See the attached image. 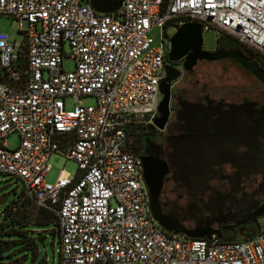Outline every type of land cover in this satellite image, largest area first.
Masks as SVG:
<instances>
[{
    "label": "built area",
    "instance_id": "2783aa9c",
    "mask_svg": "<svg viewBox=\"0 0 264 264\" xmlns=\"http://www.w3.org/2000/svg\"><path fill=\"white\" fill-rule=\"evenodd\" d=\"M0 14L24 35L15 53L0 32V174L55 212L59 264H264L262 229L218 242L161 228L142 163L125 147L127 131L156 114L167 26L215 29L264 58V0H120L112 13L90 0H0ZM64 44L71 71L61 66ZM84 96L95 103L82 105ZM11 133L19 136L13 149ZM55 153L74 160L77 173L62 169L48 182Z\"/></svg>",
    "mask_w": 264,
    "mask_h": 264
},
{
    "label": "flooded vegetation",
    "instance_id": "af4514ba",
    "mask_svg": "<svg viewBox=\"0 0 264 264\" xmlns=\"http://www.w3.org/2000/svg\"><path fill=\"white\" fill-rule=\"evenodd\" d=\"M201 50H238L264 70V59L225 34ZM186 54L170 62L177 72L163 126L153 125L156 112L127 131L125 147L143 164L164 222L201 239L242 241L264 217V85L231 58L185 70Z\"/></svg>",
    "mask_w": 264,
    "mask_h": 264
},
{
    "label": "rangeland",
    "instance_id": "374dc122",
    "mask_svg": "<svg viewBox=\"0 0 264 264\" xmlns=\"http://www.w3.org/2000/svg\"><path fill=\"white\" fill-rule=\"evenodd\" d=\"M178 27L168 25L166 28L165 41H170L171 36L176 32ZM0 32L8 35L9 42L14 44V52H17L18 44L24 40L23 32L19 29L18 21L10 15L0 14ZM155 37L160 36V30L153 32ZM220 36V32L215 29L202 32L203 46L210 48ZM64 54L61 59V66L65 71L74 69V61L69 56V47L64 44ZM247 51H250L247 48ZM67 108L73 107L70 97L65 99ZM82 105H93L95 100L91 96H84L81 99ZM7 147L15 148L19 142L17 133H11L5 138ZM48 163L51 165L50 171L46 174V181L53 182L63 169L65 172L75 175L77 164L74 160H66L60 153L52 154ZM23 184L16 177L8 174H0V262L9 264H59V228L55 224L45 226L19 227L15 224L3 226L14 221L32 222L39 208L31 202L23 192ZM21 193V194H20ZM20 194V195H19ZM19 195V196H18ZM7 212L11 216L7 217ZM4 213V216H3ZM261 229L264 230V217L260 219ZM9 230L18 232L28 230L26 236L17 232L8 234L4 233ZM30 239H34V248H29ZM24 259V260H22Z\"/></svg>",
    "mask_w": 264,
    "mask_h": 264
},
{
    "label": "water",
    "instance_id": "95a60500",
    "mask_svg": "<svg viewBox=\"0 0 264 264\" xmlns=\"http://www.w3.org/2000/svg\"><path fill=\"white\" fill-rule=\"evenodd\" d=\"M91 6L101 13H112L120 7V0H90ZM202 33L198 24H185L179 27L171 36L169 41V49L166 53L167 64L164 65L165 75L159 83V92L161 98L156 107L157 115L153 119V125L161 128L168 115V103L170 97V82L176 78L177 70L170 64L178 58L186 54L184 69H190L197 60H219L222 58H231L239 63L244 69L249 71L264 85V70L257 67L256 61L249 60L244 54L238 50H217L214 52H203ZM143 168V164H142ZM143 178L148 188L149 210L154 221L163 229L178 235H184L188 238H200L192 236V234L183 232L173 225L163 221L158 209L152 202V195L149 184L146 180L144 169Z\"/></svg>",
    "mask_w": 264,
    "mask_h": 264
},
{
    "label": "trees",
    "instance_id": "16d2710c",
    "mask_svg": "<svg viewBox=\"0 0 264 264\" xmlns=\"http://www.w3.org/2000/svg\"><path fill=\"white\" fill-rule=\"evenodd\" d=\"M248 53L251 54L255 58L260 57L261 59H264L258 53L254 52L252 50L248 51ZM23 192L26 194V192L24 190V187H23V190H22L21 193H23ZM28 198L31 200V202H33V200L30 197H28ZM6 215H7V217L10 216L12 219H14L13 216H11L12 215L11 212H7ZM3 216H4V213H3ZM10 224H15V225H17L19 227H31L33 225L34 226H45V225H49V224H55V225L58 226V222H57V218H56L55 212L53 210H51V209L44 208V207H39L37 209V213H36L35 217L33 218L32 222L29 223V222H25V221H14L13 220L9 224L3 225V226H8ZM19 231L20 232H18L17 230H9V231H5L4 233L11 234V233L17 232V233H19L22 236H26V234H28V232H29L28 230H26V231L19 230ZM0 244L2 245V242H0ZM28 247L32 248V249L34 248V239H30V241L28 243ZM0 257H1V254H0ZM22 260H24V259H22Z\"/></svg>",
    "mask_w": 264,
    "mask_h": 264
},
{
    "label": "crops",
    "instance_id": "0c3cea01",
    "mask_svg": "<svg viewBox=\"0 0 264 264\" xmlns=\"http://www.w3.org/2000/svg\"><path fill=\"white\" fill-rule=\"evenodd\" d=\"M77 173V172H76ZM24 264V263H23Z\"/></svg>",
    "mask_w": 264,
    "mask_h": 264
}]
</instances>
